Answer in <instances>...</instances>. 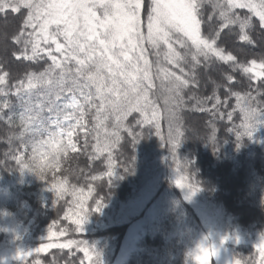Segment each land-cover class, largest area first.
Listing matches in <instances>:
<instances>
[{"label":"snow or ice","instance_id":"1","mask_svg":"<svg viewBox=\"0 0 264 264\" xmlns=\"http://www.w3.org/2000/svg\"><path fill=\"white\" fill-rule=\"evenodd\" d=\"M205 6L211 8L207 19ZM237 9H247L251 15L242 16ZM25 10L26 15L12 36L17 46L12 55L30 65L45 61L46 66L41 70L26 69L10 83V72L0 65V120L5 119V110H8L7 123L13 124L18 118L21 131L16 138L25 150L31 148L32 155L27 162L23 154L15 159L21 172L28 170L41 180L48 172L60 171L62 158H67L69 152L80 151L78 133H83L85 151L89 136L96 141L90 158L107 153L106 175L111 182L115 173L112 150L121 140V130L132 137L133 146L141 135L125 124L133 112L141 117L138 125L154 127L161 139L164 138L161 120H166L168 143L175 152L183 136L179 126V109L185 103L182 93L196 86V69L202 63L207 66L213 59L231 62L233 71L240 69L251 74L254 81L264 77V58L252 59L245 65L218 43L225 29H238V40L252 44L249 32L253 16L264 29V0H0V13L10 11L20 15ZM149 50L155 61L149 58ZM185 65L189 66L188 70ZM225 79L229 85L234 82L232 75ZM156 81H159L163 109L153 96ZM231 95L243 121L240 127L244 131L237 132V140L251 137L255 125L264 123L260 119L264 108L254 106L256 97L251 92ZM9 97L15 98V104ZM189 99H195L201 111H212L221 103L215 92L211 97ZM212 99L215 100L212 109L204 108ZM90 114L91 125L87 119ZM228 118L231 120V113ZM185 179L178 176L174 182L181 190L188 189L186 198H189L199 189L185 184ZM49 190L57 199L72 196V208L65 212L64 219L71 220L77 233L82 232L89 217L85 203L92 194L91 185L85 193L83 188L69 186L67 176L54 174ZM103 206L97 200L90 211L99 212ZM54 227L55 224L48 226L47 237L43 239L49 242L27 252L17 250L15 259L24 261L33 253L76 247L88 264H101L99 254L84 240L51 242L67 232L65 228L54 231ZM233 240L240 242L239 237ZM253 247L258 258L253 256L243 264H264V233ZM51 264H57L55 257ZM232 264H241V260H233Z\"/></svg>","mask_w":264,"mask_h":264},{"label":"trees","instance_id":"2","mask_svg":"<svg viewBox=\"0 0 264 264\" xmlns=\"http://www.w3.org/2000/svg\"><path fill=\"white\" fill-rule=\"evenodd\" d=\"M236 11L242 16L251 15L247 9ZM210 13V6H205V19ZM23 15H26V10L20 15L10 11L0 13V28L6 36V48L0 52V65L10 72V83L15 82L26 69L41 70L46 66L45 61L30 65L17 61L12 55L17 48L12 36L18 31ZM252 19L253 27L249 32L252 44L238 40V29H225L218 41L221 47L237 57V62L245 65L252 59L259 61L264 58V29L260 28L258 18L253 16ZM204 31L208 33L207 25ZM149 58L155 61L151 50ZM188 67L185 65L186 70ZM174 70L179 73L178 69ZM227 75L234 78L230 85L225 79ZM250 77L251 74H245L240 69L233 71L231 62L226 64L213 59L207 66L203 63L198 66L196 86H190L182 93L185 103L179 109V126L183 136L175 152L168 143L166 120H161L164 137L161 139L154 127L137 124L141 119L139 113H131L125 124L141 135L133 146L132 137L121 130V140L112 150L115 173L111 182L106 175L107 153L90 158L94 155L92 145L96 141L89 136L85 151L83 133H78L80 151L69 152L67 158H62L60 171L48 172L44 180L28 170L21 172L15 156L23 154L27 162L32 155L31 148L25 150L21 146L16 138L21 131L19 120L7 123L8 110H5V119L0 120V252L13 257L4 264H34L37 260L41 264H51L54 257L57 264H81V261L88 264L76 247L33 253L24 261L15 259L17 250L27 252L49 242L43 239L47 237L48 226L53 224L54 231L65 228L67 232L51 242L84 240L99 254L101 264H113L128 224L140 218L146 221L147 217L149 221L143 225L142 236L124 264H184L187 239L194 233L193 226L200 224V215L195 208L197 204L210 210L221 230L232 237L225 244L231 254V262L239 259L243 264L253 256L258 258L253 245L264 233V123L255 125L251 137L242 136L237 140V132L244 131L240 127L243 121L236 99L231 95L232 92L242 95L251 92L256 97L254 106L264 108V83H261L264 77L255 81ZM156 84L153 96L163 109L159 81ZM217 84L224 86L217 88ZM214 92L221 100L220 105L212 109L214 99L203 105L212 111L199 110L196 100L189 99L190 96L201 99L211 97ZM9 99L15 104L14 97ZM229 113L232 114L231 120ZM87 119L91 125L92 115ZM260 119L264 120V116ZM188 161L193 172L185 175L181 169L189 166ZM131 163V171L125 172V167L128 168ZM173 171L179 173L177 177H187L183 181L185 184L193 186L195 182L202 190L186 198L188 191L184 195L182 192L185 190L174 186ZM54 174L67 176L69 186L83 188L85 193L91 185L93 191L85 203L89 215L97 200L106 203L98 213L93 212L88 217L80 233L75 231L71 220L64 219L65 212L72 208V196L57 199L49 190ZM92 176L98 179L93 181ZM146 186L155 187L152 196L138 210H130L129 205L138 201L140 192ZM164 196L172 201L169 206H160L159 201ZM53 200H56L55 204ZM151 209L154 212L150 215ZM185 228L189 233L183 236ZM233 237H239L240 242L234 243ZM213 264L218 263L214 260Z\"/></svg>","mask_w":264,"mask_h":264},{"label":"rangeland","instance_id":"3","mask_svg":"<svg viewBox=\"0 0 264 264\" xmlns=\"http://www.w3.org/2000/svg\"><path fill=\"white\" fill-rule=\"evenodd\" d=\"M6 48V36L3 30L0 28V52H4ZM207 79V78H206ZM133 142V140H132ZM230 178H226L228 181ZM154 186H146L139 194V199L137 202H133L131 205H129L130 210L132 211L138 210L142 204H145L150 197L152 196V193L154 191ZM185 190V189H184ZM184 195H186L187 190L182 192ZM236 194V193H235ZM236 200L237 197L234 195ZM160 206L166 205L169 206L172 201L166 196L160 199L159 201ZM195 205V202H193ZM199 204L195 205V208L197 212L200 215V224H196L193 226L194 232H200L204 231L208 226H213L221 230V228L218 226L216 221L214 220V215L210 210L206 209L204 206ZM154 212V209H151L150 215ZM148 215V216H150ZM216 219V218H215ZM146 221H149V218L147 217ZM146 221H142V219H138L136 221H133L132 223L128 224V227L124 231V235L122 238V241L119 245V248L117 250V253L114 258L113 264H124V261L126 260L128 254L136 248L138 241L140 240L143 232V225ZM222 231V230H221ZM189 233V230L187 228L184 229L183 236L187 235ZM13 255L5 253L4 251L0 252V264H4L8 262ZM231 254L227 248V245H224V247L221 249V252L217 259L215 260L218 264H232L231 262Z\"/></svg>","mask_w":264,"mask_h":264},{"label":"clouds","instance_id":"4","mask_svg":"<svg viewBox=\"0 0 264 264\" xmlns=\"http://www.w3.org/2000/svg\"><path fill=\"white\" fill-rule=\"evenodd\" d=\"M188 165H189L188 167H183L181 169V171L185 175H190L193 172V170L190 167L189 161H188ZM131 168H132V163L125 172H130ZM178 174H179L178 172L173 171L172 180L175 181ZM174 186L180 189L175 183ZM193 187L199 189L195 193L202 190L201 186L197 187L195 182H193ZM185 190L188 191V189ZM102 203L104 205L103 207H105L106 206L105 201H103ZM92 213L90 215H92ZM226 237L227 239H225ZM229 239H232V237L229 235L227 231H221L220 229L213 226H208L204 231L192 233L188 237L186 246L184 248V252H183L184 264H213V261L217 259V257L221 252V249L224 247V245L227 243Z\"/></svg>","mask_w":264,"mask_h":264}]
</instances>
